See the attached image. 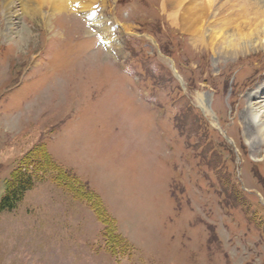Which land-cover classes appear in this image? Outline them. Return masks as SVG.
<instances>
[{"label": "rangeland", "instance_id": "374dc122", "mask_svg": "<svg viewBox=\"0 0 264 264\" xmlns=\"http://www.w3.org/2000/svg\"><path fill=\"white\" fill-rule=\"evenodd\" d=\"M33 1L0 0V200L44 143L132 249L109 252L93 209L47 179L2 212L0 264H264V112L251 116L264 109V34L231 54L216 35L193 40L219 19L215 0ZM253 18L231 29L256 37Z\"/></svg>", "mask_w": 264, "mask_h": 264}, {"label": "trees", "instance_id": "16d2710c", "mask_svg": "<svg viewBox=\"0 0 264 264\" xmlns=\"http://www.w3.org/2000/svg\"><path fill=\"white\" fill-rule=\"evenodd\" d=\"M55 160L45 144L39 143L17 161L5 181L4 192L0 200V217L3 211L16 208L38 181L51 179L58 186L70 192L73 197L84 200L97 214L105 225L104 234L109 252L117 255L120 251L131 250L132 245L120 233L118 222L107 209L102 197L71 169H67ZM234 191L242 195L237 198L246 201L247 195L243 194L248 193L240 192L238 187H235ZM255 213H258L256 209ZM260 214L261 224L264 225V214Z\"/></svg>", "mask_w": 264, "mask_h": 264}, {"label": "bare ground", "instance_id": "6f19581e", "mask_svg": "<svg viewBox=\"0 0 264 264\" xmlns=\"http://www.w3.org/2000/svg\"><path fill=\"white\" fill-rule=\"evenodd\" d=\"M15 1L16 0H7V6L6 7L11 9V5L15 4ZM47 1L45 0L44 2H47ZM51 1H52V6H53L54 10H58V12H60L62 10L58 9L57 7H59L61 4H63V5H61L60 7L66 5V4H64L65 3L64 0H55V2H54V0H51ZM68 1H69L68 2V4H69L70 0H68ZM208 1L210 2V0H208ZM261 1H263V0H226L225 3L219 4V5H218V0L211 1L210 3H215L214 6L217 7L216 13H214L213 15L217 18L219 17V19H215L216 20L215 24H212L213 22H211L207 26L203 27V29H202V26L201 27L199 26L198 27L199 33L198 32L196 33L193 40L198 41L201 38L206 40L208 36L213 37V35H216V36L220 37L219 42H216L213 39L211 40L210 38L209 39L211 41L210 40L209 41H210V43H212L214 50L217 51L218 53H222V54H226V53L231 54L234 52L238 53L244 49H250L252 47V43H251L252 40H255V38L261 39V36L264 34V27L261 28V24L264 23V18L261 17V15L264 16V10L260 11V9L258 7V3L261 4ZM21 3H22L21 5L24 9L30 8L31 10L36 11L38 8L37 5H35V2L33 0H28L27 2L25 0H21ZM66 3H67V0H66ZM24 5H27V8H25ZM43 5H45V3ZM43 5L40 8L41 10L43 9ZM224 7L226 9L224 11H222V9ZM253 7L256 8L257 10L256 9L254 10ZM192 9H193V7H191V9H189V11L187 10L186 12H184L185 13V15L183 16L184 22H190L189 20H192V18H191L192 12H194V11H192ZM231 9H232V11H230ZM217 11H220L223 13L218 14ZM243 14H246L247 16H250V14L254 15L253 21H255V22L258 21L256 25H259L258 26L259 27V35L258 36L255 37L254 36L255 34H253V33H248L247 37H245L243 34L242 35L240 34V36H239L238 33L240 31L237 33V32H235V30L231 29L232 25L234 26L233 22L234 21L236 22V20H238L239 18H241L243 16ZM209 15H210V13H209ZM260 18L263 20V22L260 21L261 20ZM251 19H252V17H251ZM206 23H208V22H206ZM257 28H256V30H257ZM230 30H232V31H230ZM201 31H202V34H200ZM201 98H204V97L201 96ZM202 100L205 101L204 99H202ZM259 102H261V100L256 102V103H259ZM261 107H260V110L256 109V110L252 111L251 116L254 119V121L257 119L258 116H260L262 114L261 112H264L263 111L264 109ZM262 127H263V125L262 124L260 125L258 123L257 130L260 134L264 135V128H262Z\"/></svg>", "mask_w": 264, "mask_h": 264}]
</instances>
